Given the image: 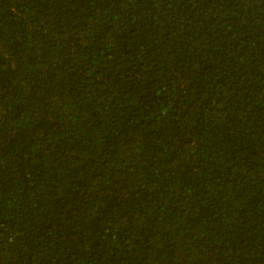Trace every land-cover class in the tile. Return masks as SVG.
I'll return each mask as SVG.
<instances>
[{
  "label": "trees",
  "instance_id": "obj_1",
  "mask_svg": "<svg viewBox=\"0 0 264 264\" xmlns=\"http://www.w3.org/2000/svg\"><path fill=\"white\" fill-rule=\"evenodd\" d=\"M0 264H264V0H0Z\"/></svg>",
  "mask_w": 264,
  "mask_h": 264
}]
</instances>
